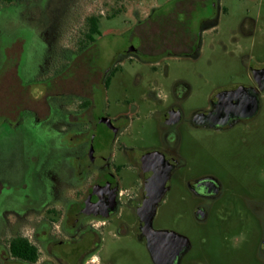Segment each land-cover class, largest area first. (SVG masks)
I'll list each match as a JSON object with an SVG mask.
<instances>
[{"label": "flooded vegetation", "instance_id": "af4514ba", "mask_svg": "<svg viewBox=\"0 0 264 264\" xmlns=\"http://www.w3.org/2000/svg\"><path fill=\"white\" fill-rule=\"evenodd\" d=\"M228 1L165 0L149 13L141 12L145 24L105 59L94 37L99 34V18L124 5L88 15L95 19L94 27L86 19L71 28L48 26L45 43L53 41V54L38 62L41 80L26 68L22 44L16 42L21 45L19 59L10 67L15 66L20 89L43 86V112L19 103L4 109L0 101V124L8 121L13 130L19 125L29 130L34 119L44 150L26 153L20 170L11 178L0 177V199L5 189L14 187L19 192L10 194L18 199L13 203L40 200L43 171L56 151L71 154L64 157L71 169L70 175L64 174L68 185L83 183L88 174L94 179L81 201L68 200L62 209L50 210L58 220L37 222L28 240L38 252L40 246L47 250L46 244L75 242L85 244L90 253L80 264H103L96 255L102 240L96 229L114 219L118 235L132 231L146 243L138 211L149 186L163 190L153 218L164 197L180 188L191 198L196 222L233 217L238 228L247 224L249 233L258 232L256 262L264 264V0H237L236 24L226 21ZM28 31L26 42H31L34 29ZM16 43L2 46L0 52ZM216 55L236 59L238 68L197 70L201 86L196 92L187 80L169 76V62L188 60L195 65L203 60L208 66ZM140 66H147L151 76L144 80ZM1 74L0 61V78ZM51 94L73 99L61 103L60 111L48 103ZM17 106L32 120L17 116ZM67 136L77 138L65 144ZM33 187L39 195L32 193ZM111 190L112 208L104 200ZM124 207L134 215L132 230L123 218ZM59 233L63 237L57 238ZM182 241L158 237L159 249L165 252L163 264L183 263L192 245L185 237ZM10 259L16 264L49 262L21 261L7 252L0 256V264H9Z\"/></svg>", "mask_w": 264, "mask_h": 264}, {"label": "rangeland", "instance_id": "374dc122", "mask_svg": "<svg viewBox=\"0 0 264 264\" xmlns=\"http://www.w3.org/2000/svg\"><path fill=\"white\" fill-rule=\"evenodd\" d=\"M165 0H17L10 3L0 2V48L19 42L22 44L24 62L26 68L32 75L41 80L42 69L38 68V62L46 61V54L52 55L53 41L47 40L48 26L53 28H69L78 22H84L86 17L94 11L108 12L109 8L124 5L125 8L115 11L109 17L101 16L98 22L99 34L95 35L98 51L101 58L105 59L115 46L121 45L124 41L134 36L136 29L141 23L146 22L145 15L155 7L162 6ZM229 18L227 23L236 24L239 16V4L237 0H229ZM248 5L250 1L247 3ZM140 11V12H139ZM149 20V19H148ZM34 29V38L26 42L28 29ZM50 31V30H49ZM63 31V30H62ZM67 30H65V33ZM65 36V34H64ZM62 36V37H64ZM16 43L0 52L2 74L0 78V101L1 106L7 109L11 103L26 104L32 106L39 114L43 112L44 100L42 97L43 86L32 84L27 89H20L19 79L15 75V60L21 45ZM45 43V46L43 47ZM1 50V49H0ZM21 59H23L21 57ZM42 64V63H41ZM169 76L181 77L191 83L193 92L201 86V79L197 70L218 71L228 68H238L236 59L217 56L211 57V64L206 66L203 60L192 65L188 60L169 62ZM194 66V67H193ZM193 67V68H192ZM144 77L151 76L147 66H140L137 69ZM27 71V69H26ZM22 75V74H21ZM22 77V76H21ZM160 79V75L155 76ZM25 80V76H23ZM28 80V79H27ZM196 98V97H195ZM72 96L51 94L47 96L50 105L59 107L61 103L72 100ZM56 108V109H57ZM17 116L31 118L29 112L16 107ZM32 123L35 125V120ZM26 130L19 125L11 129L8 121L0 124V177L11 178L13 172L20 170L21 161L24 162L26 153L36 152L41 154L44 150L43 144L38 138L36 127ZM11 131V133L9 132ZM11 134V135H10ZM77 137L67 136L63 138L65 144L74 143ZM71 156L69 153L59 151L53 152L49 157L43 171V190L41 187L40 200L27 205L13 203L18 200L12 199L10 194L18 193L19 189L14 187L4 190L0 199V256L7 253L6 244L8 239L16 235H22L32 240L34 229L40 219H53L55 217L52 209L60 210L65 207L68 200L81 201L91 188L92 179L89 174L87 179L75 186L68 185L64 174L70 175L71 169L64 159ZM66 157V158H64ZM32 193L39 195L33 187ZM58 193V194H56ZM1 195V184H0ZM193 203L185 191L174 188L161 201L152 221V228L155 230L165 229L184 236L192 245L191 250L183 258L182 264H257V246L260 238L259 233H249L247 224L242 227L235 225L234 218L219 221L210 218L207 223H198L192 216ZM124 217L132 230L134 215L124 207ZM126 216V217H125ZM55 224H58L56 222ZM117 220L109 221L106 225L96 229L102 240L96 251V255L103 264H154L146 243L138 239L135 233L118 235L116 233ZM69 230H72L69 228ZM246 233V241L239 247L233 248L230 241L225 239L239 234ZM248 233V234H247ZM39 236L45 240L44 233ZM63 237L58 234L57 238ZM40 244V243H39ZM75 242H63L62 244H46L47 250L40 246L38 262L49 254L48 264H80L82 258L90 255L85 244L76 246ZM88 246V245H87ZM49 251V252H48ZM9 256V255H8ZM10 257V256H9ZM9 264L14 263L10 259ZM87 264V263H86Z\"/></svg>", "mask_w": 264, "mask_h": 264}, {"label": "water", "instance_id": "95a60500", "mask_svg": "<svg viewBox=\"0 0 264 264\" xmlns=\"http://www.w3.org/2000/svg\"><path fill=\"white\" fill-rule=\"evenodd\" d=\"M100 183L94 188L93 193L96 194V192L101 188ZM163 192V190H156L154 188H151L147 186L145 188V196L144 201L138 211L141 226L143 228V232L146 235V247L149 251L150 257L154 264H163L162 256H164L165 252L164 250H160L157 239L158 237H162L167 240H176L178 243L182 241L184 237L173 233L168 232L165 230H155L152 228V218L154 213V205L156 201L158 200L160 194ZM105 202H107V205L112 208L114 205V194L112 193V190L107 195L106 199H104ZM184 241H182L180 244H183ZM185 243V242H184Z\"/></svg>", "mask_w": 264, "mask_h": 264}, {"label": "trees", "instance_id": "16d2710c", "mask_svg": "<svg viewBox=\"0 0 264 264\" xmlns=\"http://www.w3.org/2000/svg\"><path fill=\"white\" fill-rule=\"evenodd\" d=\"M17 0H0L1 3H10ZM87 22H90L93 27L95 26V19L92 16L86 18ZM8 255L12 258L19 259L21 261H28L34 263L39 257L38 248L31 243L27 237L16 235L8 239L6 244Z\"/></svg>", "mask_w": 264, "mask_h": 264}, {"label": "clouds", "instance_id": "9594fccd", "mask_svg": "<svg viewBox=\"0 0 264 264\" xmlns=\"http://www.w3.org/2000/svg\"><path fill=\"white\" fill-rule=\"evenodd\" d=\"M224 217H221L223 219ZM232 245L233 248H239L247 239L246 233L241 231L239 234L233 235L230 238L226 237Z\"/></svg>", "mask_w": 264, "mask_h": 264}, {"label": "crops", "instance_id": "0c3cea01", "mask_svg": "<svg viewBox=\"0 0 264 264\" xmlns=\"http://www.w3.org/2000/svg\"><path fill=\"white\" fill-rule=\"evenodd\" d=\"M48 256L47 257H44V259H42L43 261H46L49 259V254H47Z\"/></svg>", "mask_w": 264, "mask_h": 264}]
</instances>
